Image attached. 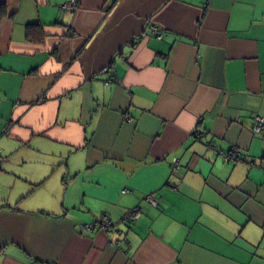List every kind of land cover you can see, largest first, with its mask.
Instances as JSON below:
<instances>
[{"label":"crops","instance_id":"1","mask_svg":"<svg viewBox=\"0 0 264 264\" xmlns=\"http://www.w3.org/2000/svg\"><path fill=\"white\" fill-rule=\"evenodd\" d=\"M1 1L0 264H264V0Z\"/></svg>","mask_w":264,"mask_h":264},{"label":"built area","instance_id":"2","mask_svg":"<svg viewBox=\"0 0 264 264\" xmlns=\"http://www.w3.org/2000/svg\"><path fill=\"white\" fill-rule=\"evenodd\" d=\"M78 5L77 0H70L68 3L65 4L66 8L73 9ZM153 30L155 31L156 34L161 35L162 30L160 29L159 26L153 25ZM253 129L255 132H261L264 130V116L262 115H255L254 116V125ZM240 156V153L237 149H234L233 151L225 153V158L226 159H238ZM175 162L177 164V158H175ZM124 191H128V189H124ZM147 198L153 202H155V199L153 198L152 195H148ZM139 208H135L133 210L128 211L124 217L123 220L125 222H131L134 219H136L139 215ZM87 226L93 228V227H100L103 229H109L112 226V220L108 215L103 214L98 220H95L94 222L88 223Z\"/></svg>","mask_w":264,"mask_h":264},{"label":"trees","instance_id":"3","mask_svg":"<svg viewBox=\"0 0 264 264\" xmlns=\"http://www.w3.org/2000/svg\"><path fill=\"white\" fill-rule=\"evenodd\" d=\"M4 3L0 0V6H2ZM4 6V5H3ZM28 35L30 36V31L28 30Z\"/></svg>","mask_w":264,"mask_h":264}]
</instances>
